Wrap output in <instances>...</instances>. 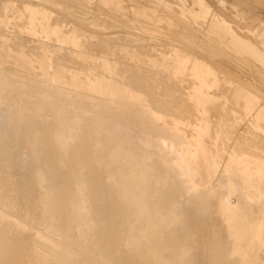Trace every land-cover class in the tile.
<instances>
[{"label": "rangeland", "instance_id": "1", "mask_svg": "<svg viewBox=\"0 0 264 264\" xmlns=\"http://www.w3.org/2000/svg\"><path fill=\"white\" fill-rule=\"evenodd\" d=\"M31 2L33 4H31ZM214 8L217 10L219 8L220 13H218L217 10H215ZM220 9L224 13L226 12V15L222 14L223 12ZM175 10L177 11V13ZM238 12H241L240 15ZM201 13L202 15H200ZM43 15L45 16L43 17ZM192 15H198L197 20L194 19ZM214 15H219L220 19H223L222 21L224 22V24L231 28V30H229L230 33H226V31L219 32V29H217V27L214 25ZM226 16L231 20L227 21V19H224ZM118 19H120L121 21ZM179 19L181 22L179 21ZM248 20H250L251 23ZM246 21H248L249 23L247 22L245 24L244 22ZM238 22L240 23V25ZM58 23H60V25ZM104 23L107 24L105 25ZM110 23L114 24L115 26L111 27L112 25L110 26ZM180 23H184V25L186 24V27L183 24L181 25ZM32 24L34 25V27ZM38 26L40 28H38ZM93 27L94 30L92 31ZM187 27L189 29H192V31H195L194 35H192L193 32H191V30L186 29ZM95 29H97V31ZM180 33L182 36L180 35ZM185 33L191 34L186 35ZM244 33L246 35H241V38L240 34ZM48 35L51 37H49ZM184 35L186 36L184 37ZM187 36L190 37L188 38ZM219 36L221 38H219ZM192 37L194 38L193 40ZM197 37L200 40L196 39ZM200 37L202 38V40ZM229 37H232L234 39L237 38L238 43H240L239 41H241L242 43H245L247 47H252V45L253 47H255L256 45L258 47L260 45H264V0H0V76L6 79L7 82H11V84L17 83L19 79L23 80V84H21V87L16 91L11 93H5L0 90V94L6 97L9 103V115L18 114L22 110H25V112L28 114H33V110L37 104H39L40 102H46L45 99L38 98L37 95L40 93V89L43 87V85L47 83V78L58 76L59 81L57 83H54L55 87H61L66 91H74L76 93V95L71 98H64L63 96L59 97L58 95L56 96V101H61L66 106H73L83 103L91 110L96 111L97 113H102L101 115L103 117L108 116L107 113L103 112L104 110L115 111L119 108H122L123 106H126V104L131 105L127 107L128 110L131 112H140L143 111V108H147L148 110L153 112L149 111L150 113L148 112L142 115L132 113L128 116L131 120L132 127L136 128L137 130V132H130L131 134H127L128 140L132 143V148H139L140 144L138 142V138L152 132L151 130H149L147 125L149 122L154 123L158 127H165V125L167 124V120L169 122L170 127L177 126L178 128H181L180 133H185L186 135L188 134V132H186L187 129L191 130L193 128L196 119L203 118L204 121L202 123H206L207 126L210 128H208L207 130L208 135L209 133H211L207 140L211 141V148L206 149L207 151L205 152L206 154H204L205 159L202 165L205 167L206 174H208V181L212 184H217L221 181V178L219 176L217 164L214 163L213 160H211V157L214 155V153L221 154L224 152V150L233 151L236 150L238 147V151L246 150V153H250V155L257 156L259 159L260 157L261 159H264V148H262L264 147V140H262V138H264V129H262L264 128V120L260 122L259 127L255 128L252 126L253 124L251 125L253 120L252 116L250 114L244 116L243 114L246 105V100L244 99V96L247 95L252 96L254 102L257 103L262 109H264V101H262L264 100L262 99L264 98V91H262L264 90L262 89L264 88V71H262L264 70V68H262L259 64L255 62L256 59L254 60L248 48H246V52V50H242L240 49V47H236L237 42L232 41V38ZM248 37H250V39ZM179 39L180 41H178ZM203 39H205V41ZM189 40H192V42ZM92 41L94 46L92 45ZM199 41L200 43H198ZM207 41H211L209 42L211 44H215L216 42V44L211 45L208 44ZM225 41L229 44L225 43ZM166 42L168 43L166 44ZM217 42H219V46L221 44L223 48L221 46L219 48V46H217ZM182 43H185L186 45L188 43L189 46L191 45L189 47V50L188 45L186 46L185 44L183 45L186 48L183 47L185 48V50L183 48L182 50ZM80 44H83V47H81L82 45ZM201 44H203V46L205 44V48L209 46L208 49L203 50V52H201V48L204 49ZM95 45H97V47ZM229 45H233L234 47ZM100 46L102 47V49L100 48ZM135 46L138 48V50ZM212 46H217L219 49L217 47H214L213 50ZM93 47H96V49H94ZM146 47L148 49H146ZM228 47H232V49H229ZM193 48H195V51L193 50ZM209 48H211L210 50H212V54L217 57L214 58L215 60L213 59V55H207L210 58L212 56L211 61H208V59L210 60V58L206 57V53L209 51ZM85 49L87 50V52ZM88 49L92 51V53L89 52ZM141 49L143 51L142 53L140 51ZM226 49H229L231 51ZM102 50L104 51V53ZM1 51L3 54L1 53ZM191 52H193V54ZM197 52L198 54H201L197 56ZM210 52L208 53L211 54ZM216 52L218 54H215ZM237 52H239V54ZM120 53L123 54L121 55ZM202 53H205L203 54L205 56H202V58L204 59L201 58ZM235 53H237V55ZM115 54L118 56H116ZM47 55L50 57H48ZM217 55H219V57ZM238 55L242 56L237 58ZM212 59L214 61H212ZM92 61H94L95 63ZM206 61L208 62V64ZM55 62L57 64H55ZM213 62L216 63L213 64ZM109 63H111L112 65ZM194 63L200 64L203 70L209 71V76H207V79L209 81L206 88L202 92L204 93L202 96H198L199 92L196 90V88H198V85L196 83V79L194 78V72H192V67ZM217 63H219L221 66L218 67L219 65ZM254 63L256 64L254 65ZM215 64L217 68L215 67ZM94 65L98 66L94 67ZM140 65H142L143 67ZM239 65L241 66L239 67ZM257 65L262 69L259 68ZM19 66H21L24 70ZM4 67H6V69ZM229 69L231 72L229 71ZM28 71L31 72L29 73ZM133 71L135 73L132 74ZM142 71L144 72L141 73ZM127 73L131 75V78ZM231 73L233 75H231ZM236 76L237 78H239V80L236 78ZM102 77H104V79L109 82V85L115 87H124L125 89H127L128 93L132 95H141L143 97V100H139L136 98H121V91L119 90L115 91L113 97H109L108 90L90 91L75 86L77 82L83 86H86L89 81L94 82V80L102 79ZM234 78L236 80H233ZM131 81L133 82L132 84ZM134 83L136 85H134ZM137 83H139L140 87L137 86ZM170 84L172 86H169ZM109 85L106 84L105 88H107V86ZM167 85L169 86V88ZM175 85H177L178 87H176ZM218 85L220 86L218 87ZM242 85H244V88H246L247 86L248 89H243ZM170 87L172 89H170ZM180 87H182L183 89H181ZM174 88L178 89L175 90ZM148 89L150 90L149 92ZM255 89L256 91H254ZM250 90L253 92H250ZM27 91L30 92L33 97L31 95H27ZM167 91H169L168 95ZM254 92H257V94L260 93L259 96H261L259 97L256 94L254 95ZM210 95H213L212 98ZM154 96H156V99ZM171 96H174L175 98ZM181 96L183 97V100ZM165 97L168 99H165ZM169 98L171 100H169ZM172 98L175 99V101H172ZM173 102H177V106ZM180 102L183 103L181 104ZM185 102L191 104L188 105ZM92 103H105L106 105L93 106ZM140 103H144L146 106H136ZM166 104L169 106H167ZM172 104H174L175 107H172ZM203 104L205 105V107L203 106ZM214 104L215 106H213ZM132 105H134V107H132ZM154 105H156L155 108L153 107ZM183 105L184 107L186 105V108L190 107L187 109V111L191 110V113L187 112L186 108L185 110L182 109ZM194 105L196 109H193ZM201 105L203 107H200ZM209 106L213 107L210 111ZM166 108L170 113L167 114V110H165ZM214 109L217 111H215ZM164 110L166 112H164ZM174 110L176 113L174 112ZM171 112H174L173 115L175 116L171 115ZM183 112H185V116ZM208 112L210 113L208 114ZM181 113H183V115H181ZM189 117L192 119H190ZM158 118H163V122L161 120L158 121ZM225 118L230 119L227 121ZM141 119H143L142 122H140ZM210 119H213V123L210 122ZM200 121L201 120H197V122L199 123ZM50 123L52 124V116L48 108H45L44 111L37 117H35L33 120L35 130H41L44 126H47ZM213 124H215L216 127L213 126ZM248 124L251 125V127H249ZM178 125H180V127ZM211 128L213 131H210ZM240 128H242L243 131ZM0 129L2 131V135L0 136V192L11 196L17 189L19 191V187L21 184L25 186L23 192V195L25 194V200L23 202V205L20 206L18 209V217L23 218L26 217V215L29 213L31 202L36 195V192L34 191L33 186L29 180L30 175L36 170L47 172L50 168V164L47 163L43 158L37 160L34 159L31 152V148L27 143L26 130L24 131L22 129H19L12 121V119H0ZM228 131H230V133ZM235 132L237 134H235ZM119 134L126 135L124 132ZM235 135H238L237 139ZM258 135L261 137H258ZM245 138L250 141L245 140ZM251 138L254 141L256 140V138L259 139L256 140L255 142L257 143H255L251 140ZM229 143L232 146L229 147ZM217 144L220 145V147L222 145L223 146L220 148ZM234 144L236 145L233 146ZM259 145H261V148L259 147ZM49 147L50 144L47 143L46 149H49ZM103 156L107 159V152H105ZM86 159L87 160L85 162V165L90 168L92 165L88 162L89 158ZM153 165L156 168L155 173L164 172V166L161 163L153 162ZM106 167H108L107 171H114L117 168V165H108L107 163ZM107 171L104 170L103 174H106ZM101 182L105 187L107 186L106 180H103ZM154 189L162 191V193L158 195L160 200L157 205V208L161 210L162 213H166V209L172 206L174 200L179 201L182 204V207L185 208V222L190 224L189 227H186L185 229H189L191 233L195 235V239L198 241L197 252H200L202 254V256L199 258V263H238L237 258H234L230 261L225 260L223 258V250L228 247V235L226 233V228L223 226L220 213L217 209L219 195L216 191H212L209 194L203 196H193L191 197V200H189L190 197L185 194L184 187L175 178L168 179L167 184L165 186L160 184L157 185ZM116 213H118L119 215L122 214L121 211H118ZM25 228L26 229L15 230L10 228L6 223H0V264H52L50 262H38V260L35 258V253L36 250L39 249V247L35 244L32 239L33 227L25 222ZM176 229L179 230L180 228L177 226ZM43 253L47 252L43 250ZM262 258H264V254H262ZM261 263H264V260H262Z\"/></svg>", "mask_w": 264, "mask_h": 264}, {"label": "bare ground", "instance_id": "2", "mask_svg": "<svg viewBox=\"0 0 264 264\" xmlns=\"http://www.w3.org/2000/svg\"><path fill=\"white\" fill-rule=\"evenodd\" d=\"M28 3H29V1H28ZM108 3H110V2H108ZM31 4H33V3L31 2ZM102 4H104V3H102ZM42 7H43V5H42ZM64 7H66V6H64ZM111 7H110V9H111ZM116 8H114V9H116ZM226 8H227V6H226ZM215 10H217V9H215ZM175 11H174V13H175ZM179 11H180V9H179ZM217 12L220 13L219 8H218ZM229 12H230V9H229ZM176 13H177V11H176ZM240 13H239V15H240ZM222 14L226 15V12L225 13L223 12ZM181 15H183V14H181ZM200 15H202V13ZM44 16L45 15H43V17ZM186 16H187V14H186ZM192 16L194 19L197 20L198 15H192ZM243 16H244V14H243ZM115 17H116V15H115ZM177 18H178V16H177ZM180 19H179V21H180ZM224 19H227V21L231 20L227 16ZM32 20H35V19H32ZM118 20H120V19H118ZM222 20L223 19H220L219 15L213 16L214 25L217 27V29H219V32H225L226 31V33L227 32L230 33L229 30H231V28L229 26H226ZM248 21L250 22V20H248ZM248 21H246L244 23L246 24ZM71 22H73V21H71ZM76 22H80V21H76ZM182 22H184V21H182ZM58 24L60 25V23H58ZM180 24L184 25V23H180ZM35 25H36V23H35ZM101 25H103V24H101ZM239 25H240V23H239ZM79 26H81V25H79ZM110 26L113 27L115 25L110 23ZM254 26H256V25H254ZM33 27H34V25H33ZM88 27H90V26H88ZM108 27H109V23H108ZM38 28H40V27L38 26ZM186 29L188 30L189 28L187 27ZM232 29H233V27H232ZM93 30H94V27H93L92 31ZM95 30L97 31V29H95ZM189 30H191V32H193L192 35H194L195 31H192V29H189ZM259 30H260V27H259ZM122 31H119V32H122ZM125 33H127V32H125ZM175 33H177V32H175ZM182 34H183V32H182ZM185 34L190 35L191 33H185ZM236 34H237V31H236ZM41 35H42V32H41ZM180 35H181V33H180ZM186 35H184V37ZM241 35L245 36L246 34L245 33L240 34V36ZM36 37H38V36H36ZM49 37H51V36H49ZM85 38H86V36H85ZM219 38H221V37L219 36ZM229 38H232V37H229ZM241 38H242V36H241ZM248 38L250 39V37H248ZM134 39H136V38H134ZM193 39L194 38L192 37V40ZM196 39L200 40L198 37ZM206 39H208V38H206ZM192 40H189V41L192 42ZM201 40H202V38H201ZM203 40L205 41V39H203ZM223 40H224V38H223ZM237 40H238L237 38L236 39L232 38V41L237 42L236 47H238V48L240 47V49H242V50H246V48H248V50H250L254 60L256 59L255 62L257 64H259L262 68H264V45H262V46L260 45L258 47L256 45L258 42L257 41L256 44H254V45H256L255 47H253V45H252V47H247L245 43H242L241 41H239L240 43H238ZM175 41H177V40H175ZM178 41H180V39ZM115 42H117V41H115ZM209 42H211V41H209ZM209 42H208V44H211ZM219 42H217V46H219V44H218ZM221 42H222V40H221ZM167 43L168 42H166V44ZM185 43H182L181 49L183 47H185L183 45ZM198 43H200V41ZM225 43H228V42L225 41ZM225 43H224V45H225ZM90 44H91V42H90ZM215 44H216V42H215ZM215 44L213 43L211 45H215ZM252 44H253V42H252ZM80 45H82L81 47H83V44H80ZM87 45H88V43H87ZM87 45H85V46H87ZM92 45H93V41H92ZM187 45H188V43H187ZM201 45L203 46V44H201ZM201 45H199V46H201ZM95 46L97 47V45H95ZM101 46H100V48L102 49ZM190 46L188 45V50H189ZM217 46H212V49L214 47H217ZM220 46H221V44H220ZM220 46H219V48H220ZM226 46H227V44H226ZM229 46H233V45H229ZM87 47H86V49H87ZM96 47H93V48L96 49ZM203 47H204V49L200 47L202 49L201 52H203V50L208 49L209 46L207 48H205V44H204ZM221 47L223 48V46H221ZM100 48H98V49H100ZM185 48H183V49L185 50ZM191 48H190V50H191ZM228 48L232 49V47L231 48L228 47ZM89 49H91V48H89ZM146 49H148V48L146 47ZM210 49L211 48H209V51L208 50L207 51L208 52L211 51L210 52L211 54H209L206 51L207 52L206 57H208L207 55H213L214 56V54H212V50H210ZM229 49H226V50H229ZM78 50H79V48H78ZM137 50H138V48H137ZM193 50L195 51V48H193ZM215 50H216V48H215ZM48 51H51V50H48ZM93 51H95V50H93ZM140 51H141V53L143 52L142 49ZM197 51H198V49H197ZM219 51H221V50H219ZM229 51H231V50H229ZM236 51H237V49H236ZM23 52H25V51H23ZM86 52H87V50H86ZM89 52L92 53V51H90V50H89ZM222 52H223V49H222ZM227 52H226V54H227ZM246 52H247V50H246ZM1 53H2V51H1ZM103 53H104V51H103ZM191 53L193 54V52H191ZM237 53L239 54V52H237ZM237 53H235V54L237 55ZM106 54H107V52H106ZM120 54L122 55L123 53H120ZM200 54H198V52H197L196 55L198 56ZM203 54H205V53H202L201 58H202V56H205ZM215 54H218V53L216 52ZM247 55H248V53H247ZM116 56H118V55H116ZM217 56L219 57V55H217ZM240 56H242V55H240ZM240 56L238 55L237 58H239ZM252 56H250V57H252ZM48 57H50V56H48ZM233 57H234V54H233ZM208 58H210V57H208ZM211 58H212V56H211ZM211 58H210V60L208 59V61H211ZM214 58H217V57L214 56L213 59ZM202 59H204V58H202ZM213 59H212V61L215 60V59L214 60ZM33 61H35V60H33ZM57 61H59V60H57ZM75 61H76V59H75ZM46 62H47V60H46ZM92 62H94V61H92ZM214 63H216V62H213V64ZM219 63H217L219 65V66L217 65L218 67L221 66L220 65L221 63L220 64ZM252 63H253V61H252ZM256 63H254V65ZM55 64H57V63L55 62ZM109 64H111V63H109ZM207 64H208V62H207ZM211 64H212V62H211ZM229 64H231V63H229ZM61 65H63V64H61ZM235 65H238V64H235ZM96 66H98V65H96ZM96 66L94 65V67H96ZM140 66H142V65H140ZM240 66L241 65H239V67ZM19 67H21V66H19ZM215 67H216V64H215ZM261 67H259V68H261ZM4 68L6 69V67H4ZM102 68H104V67H102ZM192 69H193L192 72H194V78L196 79V83L198 85V88H196V90L199 92L198 96H202L204 94L202 92L206 88L208 81H209L207 79L208 78L207 76H209V71L203 70L201 65L198 63H194ZM7 70H8V68H7ZM75 70H77V69H75ZM111 71H112V68H111ZM229 71H230V69H229ZM262 71H264V70H262ZM80 72H82V71H80ZM143 72L144 71H142L141 73H143ZM133 73H135V72L133 71L132 74ZM232 73H231V75H233ZM95 74H96V72H95ZM256 74H257V72H256ZM142 75H144V74H142ZM129 76L131 78V75H129ZM147 76H148V74H147ZM133 78H132V80H133ZM236 78H237V76H236ZM137 79H138V77H137ZM150 79H151V77H150ZM237 79L239 80V78H237ZM233 80H236V79L234 78ZM58 81H59L58 76L47 78V81H46L47 83H45L43 85V87L40 89V93L37 95L38 98L45 99L46 102L45 103L40 102L39 104H37L33 110V114H28L25 112V110H22L18 114L9 115V112H8L9 103H8L6 97H4V96H2V94H0V119H5V118L6 119L7 118L12 119V121L15 123V125L19 129H22L24 131L26 130L27 143H28L29 147L31 148V152H32L34 159L37 160V159L43 158L47 163L50 164V168L48 169L47 172H44L41 170H36L30 175L29 180L33 186L34 191L36 192V195L31 202L30 211L26 215V217H23V218L18 217L19 216V210L18 209L20 206L23 205V202L25 200V198H24L25 194L23 195L25 186L23 184L20 185L21 188L19 187V191L17 189L14 192L15 194L13 193L11 196H9L8 194L0 192V223H6L10 228L15 229V230L26 229L25 228V222L33 227L32 239L35 242V244L39 247V249H37L36 253H35V258L38 260V262H42V263L43 262L44 263L50 262L52 264H204L202 262H200V263L198 262V261H200L199 258L202 256V254L200 252H197L198 251L197 250L198 249V247H197L198 241L195 239V235H193L189 229H185L186 227H189L190 224L185 222V220H186L185 219L186 217L184 215L185 208L182 207V204L179 201L174 200L172 206L166 209V213H162L161 210H159L157 208L158 202L160 200L158 195H160L162 193V191L156 190L154 188L160 184L165 186L167 184L168 179L175 178L184 187L185 194L190 197L189 200H191V197H193V196H203V195L209 194L212 191H216L217 194L219 195L218 208L217 209L220 213V216H221L222 222H223V226L226 228V233L228 235V240H227L228 247H226L223 250V253H224L223 258L225 260L230 261V260H233L234 258H237L238 263H236V264H264V263H261V261L264 260V258H262V254H264V159H261V157L259 159L257 156L250 155V153H246L247 152L246 150L245 151H238L237 150L238 147L236 150H233V151L227 149L228 151L224 150V152L221 154H218V153L215 154L214 153V155L211 157V160H213L214 163L217 164L221 181L217 184H212L208 181L209 180L208 174H206L205 167L202 165V163L204 162V159H205L204 154H206L205 153L207 151L206 149L211 148V141L207 140V138L209 137V135L211 133H209V135H208L207 130L209 127L207 126L206 123H202L204 121L203 118L196 119L195 124L193 125V128L191 130L187 129L186 132H188V134H186V135H185V133H180L181 128H178L177 126L170 127L169 122L167 120H166L167 124L165 125V127H158L154 123L149 122L147 125H148L149 130H151L152 132L145 135V136H141L138 138V142L140 144L139 148H132V143H131V141L128 140L127 134L130 132H137V130H136V128L132 127L131 120L128 116L132 113H136V114H140V115L146 114L150 110L142 107L143 111L131 112L127 108L128 106H131V105L126 104V106H123L122 108H119L118 110H115V111L114 110L113 111L112 110H109V111L104 110L103 112L107 113L108 116L103 117L101 115L102 113H97L96 111L91 110L89 107H87L83 103L73 105V106H66L61 101H56V96L58 95L59 97L63 96L64 98H71V97L75 96L76 93L74 91H66V90L62 89L61 87H55L54 83H57ZM159 81H160V78H159ZM163 81H165V80H163ZM132 83L133 82L131 81V84ZM147 83H148V80H147ZM21 84H23V80H21V79H19L17 81V83L11 84V82L10 83L7 82L6 79H4L2 76H0V90L2 92H5V93L14 92L21 87L20 86ZM106 84L109 85V82L107 80H105L104 77H102V79H96V80H94V82L89 81L86 86H83V85L79 84L78 82H77V84H75V86L78 88H83V89H87L90 91L108 90V92H109L108 96L109 97H113L114 96L113 94L115 93V91L119 90V91H121V95H120L121 98H136L139 100H143V97L141 95H132V94L128 93L127 89H125L124 87H115V86L109 85V86H107V88H105ZM137 84H138L137 86L140 87L139 83H137ZM171 84L169 86L173 85V84L172 85ZM134 85H136V84L134 83ZM177 85H175V86L178 87ZM169 86H168V88H169ZM219 86L220 85H218V87ZM242 86H243V89H248L247 86H246V88H244V85H242ZM251 86H253V85H251ZM160 88H161V85H160ZM180 88L183 89L182 87H180ZM149 89H151V88H149ZM149 89H148V92L150 91ZM170 89H172V88L170 87ZM177 89H175V90H177ZM262 89H264V88H262ZM260 90H261V88H260ZM254 91H256V89ZM262 91H264V90H262ZM153 92H155V91H153ZM168 92L169 91H167V95H168ZM250 92H253V91L250 90ZM257 92H258V90H257ZM257 92H254V95L256 94L259 96L260 93L257 94ZM217 93H218V91H217ZM27 95L30 96L31 93L27 91ZM31 96L33 97V95H31ZM156 96H154L155 99H156ZM174 96H171V97H174ZM212 96H211V98H212ZM178 98H180V97H178ZM184 98H186V97H184ZM165 99H168V98L165 97ZM244 99L246 100L245 109L243 111L244 116L250 114L253 118L251 125L253 124L252 126L255 128L259 127L260 122L262 120H264V109H262L257 103L254 102V99L252 98V96H248V95L244 96ZM262 99H264V98H262ZM150 100H152V99H150ZM169 100H171V99L169 98ZM173 100L175 101V99L172 98V101ZM179 100H181V99H179ZM182 100H183V97H182ZM262 101H264V100H262ZM168 102H170V101H168ZM177 102H173V103H175V105L177 106ZM183 102H180V103L182 104ZM185 103L188 104L187 102H185ZM200 103H202V102H200ZM189 104H191V103H189ZM92 105L93 106H101V105H106V104L105 103H101V104L100 103H92ZM162 105H163V103H162ZM175 105L172 104V107L173 106L175 107ZM188 105H187V107H188ZM240 105H242V104H240ZM136 106H146V105L144 103H140L139 105H136ZM155 106L156 105H154L153 107L155 108ZM167 106H169V105H167ZM203 106L205 107L204 104H203ZM203 106L201 105L200 107H203ZM213 106H215V104ZM132 107H134V105H132ZM182 107H183L182 109L185 110L186 105H185V107H184V105ZM209 107L208 108L210 111L211 108H213V107L212 106H209ZM45 108H48V110L51 113L52 124L50 123L49 125L44 126L41 130H35L34 125H33V120L35 117H37L39 114H41ZM188 108H190V107H188ZM188 108H186V111ZM193 109H196L195 105L193 106ZM193 109H192V112H193ZM219 109H218V111H219ZM232 109H234V108H232ZM165 110H167V108ZM165 110H164V112H166ZM190 111L188 110L187 112H190ZM215 111H217V110H215ZM235 111H236V109H235ZM150 112H153V111H150ZM174 112H175V110H174ZM174 112H171L172 113L171 115H173ZM168 113H170V112L167 110V114ZM183 113L185 116V112H183ZM183 113H181V115H183ZM209 113L210 112H208V114ZM173 116H175V115H173ZM187 116H188V114H187ZM196 117H198V116H196ZM166 118H167V116H166ZM230 118H228V119L225 118V119L228 121ZM190 119H192V118H190ZM157 120L158 121L161 120L163 122V118H158ZM197 120H201L200 123L197 122ZM212 120L210 121L211 123H213ZM142 121H143V119L140 120V122H142ZM164 122H165V120H164ZM190 123H191V121H190ZM251 125H249V127H251ZM178 126L180 127V125H178ZM183 126H184V124H183ZM213 126H215V124H213ZM84 127H86V128H84ZM219 127H220V125H219ZM212 128H214V127H212ZM212 128L210 131H213ZM182 129H183V127H182ZM240 129L242 130V128H240ZM262 129H264V128H262ZM123 132L126 135L119 134V133H123ZM228 132L230 133V131H228ZM252 133H254V132H252ZM235 134H237V133L235 132ZM1 135H2V131L0 129V136ZM237 136H236V139H237ZM258 137H261V136L258 135ZM249 138H250V136H249ZM243 139H244V137H243ZM258 139L256 138V140H258ZM245 140H248V139L245 138ZM251 140H252V138H251ZM262 140H264V138H262ZM248 141H250V140H248ZM252 141L255 142L254 140H252ZM258 142H260V141H258ZM47 143L50 144L49 149H46ZM237 143H238V141H237ZM255 143H257V142H255ZM235 145L236 144H234L233 146H235ZM261 145H262V143H261ZM261 145H259V147ZM230 146H232V145H230V143H229V147ZM245 146H247V145H245ZM218 147H220V145H218ZM240 147H241V144H240ZM255 148H256V146H255ZM262 148H264V147H262ZM241 149H243V148H241ZM244 149H245V147H244ZM105 152H107V159L103 156ZM259 155H260V153H259ZM86 158H89L88 162H89V164L92 165L90 168H88L85 165V162L87 160ZM258 159H259V161H258ZM153 162L161 163L164 166V172L163 173H158V172L155 173L156 168L153 165ZM107 163H108V165L109 164H111V165L116 164L117 168L114 171H109V170L107 171V169H108V167H106ZM104 170L107 171L106 174H103ZM103 180L107 181L106 187L101 182ZM118 211H121L122 214L119 215L118 213H116ZM177 226L180 228L179 230L176 229ZM43 250L46 251L47 253H43Z\"/></svg>", "mask_w": 264, "mask_h": 264}]
</instances>
